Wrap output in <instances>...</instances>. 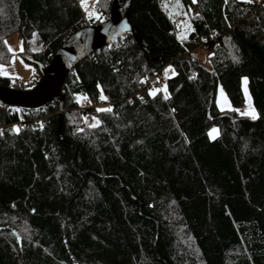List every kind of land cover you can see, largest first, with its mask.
Listing matches in <instances>:
<instances>
[{
    "label": "trees",
    "instance_id": "trees-1",
    "mask_svg": "<svg viewBox=\"0 0 264 264\" xmlns=\"http://www.w3.org/2000/svg\"><path fill=\"white\" fill-rule=\"evenodd\" d=\"M82 1L0 0V61L17 32L25 59L48 64L112 0L95 1L97 18ZM129 23L140 44L125 35L80 61L62 109L57 99L36 112L0 105V264H264L262 3L132 0ZM202 43L210 68L192 55ZM167 65L163 91L139 87ZM242 78L255 119L216 105L219 82L243 102ZM102 95L109 105L79 106Z\"/></svg>",
    "mask_w": 264,
    "mask_h": 264
},
{
    "label": "water",
    "instance_id": "water-1",
    "mask_svg": "<svg viewBox=\"0 0 264 264\" xmlns=\"http://www.w3.org/2000/svg\"><path fill=\"white\" fill-rule=\"evenodd\" d=\"M131 2L132 0H112L105 20L72 33L60 45L48 64L32 62L41 73L40 81L32 89L21 90L0 84V105L30 110L39 109L57 99L59 108L62 109V85L80 61L121 36L130 35L137 45L140 44L129 23ZM59 123L61 124V116Z\"/></svg>",
    "mask_w": 264,
    "mask_h": 264
},
{
    "label": "rangeland",
    "instance_id": "rangeland-1",
    "mask_svg": "<svg viewBox=\"0 0 264 264\" xmlns=\"http://www.w3.org/2000/svg\"><path fill=\"white\" fill-rule=\"evenodd\" d=\"M95 1L96 0L82 1V8L85 14L97 18V13L95 12V9H94ZM259 2H261L264 7V0H259ZM186 12L190 16V14L188 13L187 7H186ZM174 21L175 20H173L172 23ZM186 30H187V23H185L184 21V26L181 27L177 31V36L182 37L183 35L186 34ZM5 43L11 55H10V59L7 62L0 61V76L8 78L10 80V85L13 87L14 83H16L17 81L27 79L32 75L33 65L29 61H27L22 54L23 45H22V39L19 33L16 32L8 36L5 40ZM192 55L196 57L200 62H202L208 68L211 67L208 51L203 50L200 47H197L192 51ZM174 72L175 71H174L173 66L167 65L162 72V76L166 79L167 77L172 76ZM241 89L243 93V102L238 106H233L230 103L221 83L219 82L216 88V98H215L218 109L221 111L235 110L238 114L249 116V117H252V116L242 114V113L254 111L256 115V110L252 105L251 98H250V95L247 89V83H245V78H242ZM159 90L163 91L164 87L151 89L152 92L153 91L157 92ZM83 104H84V100L79 99V106H82ZM86 121L89 123H94L95 117L91 115L87 116ZM213 130H216V131H213ZM217 135H218L217 127L211 128L208 132V136L211 139L215 138Z\"/></svg>",
    "mask_w": 264,
    "mask_h": 264
},
{
    "label": "built area",
    "instance_id": "built-area-1",
    "mask_svg": "<svg viewBox=\"0 0 264 264\" xmlns=\"http://www.w3.org/2000/svg\"><path fill=\"white\" fill-rule=\"evenodd\" d=\"M256 2H257V0H251V3H256ZM187 10H188V13L190 14V16H195V15L200 14L199 8L195 4L187 5ZM183 26H184L183 18L182 17H177L175 19V21L172 23V31L175 34H177V31ZM198 47H200V48H202L203 50H206V51L209 50L208 45L204 44V43L198 44ZM40 79H41V73H40L39 69L38 68H34V71L32 72V75L29 78H27V79H23V80L17 81L15 83V87L14 88L21 89V90L32 89L33 87H35L38 84ZM165 82H166V79L162 76V73H160V72L147 73L145 76H143L141 78L140 83H139V87L144 88L146 86H151V88H162V87H164ZM136 94H140V92H136ZM51 101H53V100H51ZM105 105H109V103H105L104 101H102L101 98H98V99H95V100L86 98V99H84V104H83L84 107H90V108H100V107L105 106ZM12 108H13L12 109L13 112L15 110H17V111L24 110V109L15 108V107H12ZM40 109L45 111L46 110L45 105L42 106L39 109H30V110H24V111L25 112L35 111L36 112V111H38ZM41 120H42V117L40 115H38V113H37L36 114V118H35V124H34L35 127H39L38 124H40Z\"/></svg>",
    "mask_w": 264,
    "mask_h": 264
},
{
    "label": "snow or ice",
    "instance_id": "snow-or-ice-1",
    "mask_svg": "<svg viewBox=\"0 0 264 264\" xmlns=\"http://www.w3.org/2000/svg\"><path fill=\"white\" fill-rule=\"evenodd\" d=\"M193 2H195V0H193ZM249 2H251V0H249ZM245 83H247V78H245ZM151 94H152V95H155L156 92L153 91ZM167 98H168V97L165 96V99H167ZM101 99H106V97H104V96L102 95V96H101ZM98 111H111V109H99ZM237 111H239V110H237ZM242 114L251 115L253 119L256 118V115H255L254 111H252V112H245V113H242ZM16 131H19V129H16ZM213 131H216V130H213Z\"/></svg>",
    "mask_w": 264,
    "mask_h": 264
},
{
    "label": "crops",
    "instance_id": "crops-1",
    "mask_svg": "<svg viewBox=\"0 0 264 264\" xmlns=\"http://www.w3.org/2000/svg\"><path fill=\"white\" fill-rule=\"evenodd\" d=\"M34 68H35V67H33V71H34Z\"/></svg>",
    "mask_w": 264,
    "mask_h": 264
}]
</instances>
